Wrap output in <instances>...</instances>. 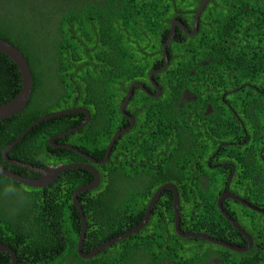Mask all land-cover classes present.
Returning a JSON list of instances; mask_svg holds the SVG:
<instances>
[{"label": "trees", "instance_id": "trees-1", "mask_svg": "<svg viewBox=\"0 0 264 264\" xmlns=\"http://www.w3.org/2000/svg\"><path fill=\"white\" fill-rule=\"evenodd\" d=\"M202 1L0 0V38L20 49L34 76L24 113L0 122V167L6 145L51 113L89 110L92 122L79 132L83 140L78 143L103 150L95 158L98 162L113 136L131 126L115 142L109 161L94 165L102 176L98 188L80 195L88 218L86 245H93L97 232L126 223L121 212L143 216L155 192L168 184L152 182L150 175L181 176L170 180L181 193L180 212L190 220V228L237 232L217 206L232 178L239 184L233 182L231 191L245 190L247 200L264 203V0H210L196 34L177 28L168 48V66L154 77L160 96L152 98L135 87L127 108L135 122L120 111L131 86L140 82L153 87L149 76L165 65L163 48L172 22L181 21L191 32ZM21 88L17 65L0 53V106ZM185 91L190 99L183 97ZM102 117L105 126L93 130L92 123L98 125ZM83 118L84 113L67 114L40 123L26 136L31 142L26 147L33 153L19 159L41 165L37 155L45 153L53 164L77 162L81 156L57 155L61 151L47 140L78 126ZM11 127L21 130L10 140ZM20 170L25 177L37 178ZM138 176L145 177L139 183L128 178ZM201 176L210 181L203 182ZM92 178L87 170H69L50 186L32 188L0 175V241L16 252L18 264H86L77 252L82 222L72 195ZM172 192L165 189L160 196L151 223L174 222ZM89 193L92 204L85 200ZM227 203L225 209L237 222L245 226L247 219V229L264 234V216L238 202ZM110 209L120 215L110 214ZM252 215L260 218L258 225L250 222ZM104 239L98 237L97 242ZM166 239L170 245H162L168 250L164 258L181 261L186 256L190 262L205 260L197 250L209 249L199 244L211 246L201 239L185 240L171 226ZM187 245L191 255L184 252ZM0 256V264H11L9 254Z\"/></svg>", "mask_w": 264, "mask_h": 264}, {"label": "flooded vegetation", "instance_id": "flooded-vegetation-1", "mask_svg": "<svg viewBox=\"0 0 264 264\" xmlns=\"http://www.w3.org/2000/svg\"><path fill=\"white\" fill-rule=\"evenodd\" d=\"M195 23H196V21L194 20V24H193L191 32H194ZM198 26H199V23H198ZM178 27H181L182 30L184 31L182 26L175 25L174 26L175 36L178 33V31H177ZM187 35L192 36L194 34H187ZM155 75H157V74H155ZM155 75H154V77H155ZM150 76H151V74H150ZM150 76H149V82L153 87H149L145 83H140V82H137V83L142 84L145 88L146 87L153 88L156 91L154 84L158 85V82L155 81L154 77H153V82H152L150 79ZM149 88H146V92L144 90H142L141 88H140V90H142L146 94L148 93L147 95L152 97V98H157L160 96L158 94H157L158 95L157 96L156 93L153 94V91L150 90ZM186 96L189 99L192 97V95H191V93H189V91L184 92L183 97L186 98ZM193 99H194V97H193ZM123 103H125V102H121V107H122ZM130 104H131V99L128 103L127 108L130 106ZM127 108H126V112H127ZM85 110H87V109H85ZM120 111H121V109H120ZM23 113H24V111H22L21 113H18L17 115H14L10 118H7L6 120L0 121V122L8 121L9 119H11L15 116H18L20 114H23ZM131 117H133V116H131ZM105 120L106 119L104 117H102L99 120L100 122H98V125H95L96 122H93L92 123V129L94 130L96 127H98L100 125L104 127L105 123H106ZM238 120H240V119H238ZM130 121L131 120H129V122ZM91 122H92L91 113H90L89 117L85 114V118H83V121L81 124L72 128L71 130H68V131H65V132H62L59 134H55V135L53 134L47 140L48 143L55 150L61 151V153H59L57 155H61V156L68 155V156H70L71 155L70 153H72V154H76V155L81 156L77 162H75L73 164H68V163L66 164L64 162H59V164H53L51 162V160H53L52 157H46L45 153H43L41 155L36 154L39 157V161L43 163L41 165H37V164H33V163H26V162H23V160H20L19 158L21 156L26 157V156L30 155V153H33L29 148L26 147V145H28V143H31L30 141L26 142V139H27L26 136L29 133H31V131L34 129V127H33L32 130L28 132V130L33 125L32 124L28 128V130H26L23 134L17 136V138L15 140H13V142L11 144L9 143L6 145V147L4 148V150L1 153V156L4 160L3 161L4 163H2L1 167L4 169H7L9 171H12L16 174H19V175L23 174V172L20 169L28 170V171H31L37 175L36 179H41V178H43L42 173L37 172L34 169H38L39 171H46V170H49L52 168L66 167V166H70V165H80L78 168L71 169V170L81 169V170H87V171L91 172L93 175V178L89 182L88 185L94 183L96 180L99 181L97 186L94 189H92L94 192V190H96L98 188V186L100 185V182L102 180V176H101L99 170H97V168L94 167V165H96V161H97L95 158H100V154H101V152H103V150H97V149L88 150L82 143H78V140H81V141L83 140L82 134H80L79 132L82 131ZM85 123H86V125H84ZM128 127H130V126H128ZM128 127H126V128H128ZM19 130H21V127L9 128L8 129L9 139L11 140L13 137V134L18 133ZM103 130L106 131V129H103ZM121 131H119V132H121ZM45 132L48 133L50 131H45ZM78 133H79V135H78ZM40 134H43V131ZM70 136H73V138H71L69 141H67V138H69ZM114 136H113V138H114ZM38 138H39V136L33 137V139L37 142H38ZM92 139L93 138H88L87 141L92 140ZM17 140L19 141L17 143V145L14 148H12L11 150H9L11 148L10 146ZM19 145H20V148H18L16 150L15 157L14 158L11 157L10 153L12 151H14ZM109 145H108V147H109ZM69 147H71V148H69ZM108 147H107V149H108ZM107 149H106V152L104 154L105 158L102 161H104L106 159ZM112 150H113V148H112ZM112 150H111V152H112ZM62 151H64V152H62ZM110 155H111V153H110ZM109 159H110V157H109ZM102 161H100V162H102ZM100 162H98V163H100ZM218 162L221 165V162L220 161H218ZM99 165H103V164H99ZM26 166L33 167L34 169L28 168ZM209 166H211V165H209ZM87 167L88 168H94L96 170L97 174H99V179H98V176H96V174L92 170L88 169ZM178 169H179V167H178ZM168 170H169V172H172L171 168H169ZM63 173H65V172H63ZM23 175H27V174H23ZM23 175H21V176H23ZM23 177H25V176H23ZM28 177H25V178H28ZM143 177H145V176H142V177L138 176V177H135L133 179L130 177H128V178L130 179L131 182L139 183V182H141ZM58 178L56 179V181L58 180ZM148 178L152 182H155L157 180L168 182V184L165 186H162V188L168 186L165 189H171L173 191L171 193V195H172L171 197H172V204H173V209H174V222L170 225L167 222H163V223L158 224V225H157V223H151L150 222V220L153 216L155 205L158 202L160 196L165 191V189H164L162 191L161 195L159 196V198L157 199V201L155 202V204H154V206L151 209L149 214H148L147 210H148L149 205L152 202V200L155 197L157 192H155V194L152 196V198L149 202L148 208H147V210H145L143 216L137 217L138 215L136 216V215H132L130 213H124L123 214V212H121L122 213L121 216L123 218L125 217L127 219L126 223H122V224L118 223L121 226L118 229L111 227V228L103 229L100 232H97V234H96L97 239H98V237H100V238L104 237L105 238L103 240L104 242L98 243L97 239H95L93 241V245H86L85 240H86L87 229H88V218L85 214L84 208L82 207L83 214L85 217L84 219H86V231H85L84 240L82 242L80 241L81 239L79 238V242H78V246H77V252H78V255L80 256V258L82 260L86 261V264H103L104 262H106L105 264H261L260 262H264V234H262V235L256 234L255 232H253V228L247 229L246 227L249 226L247 219H246L245 226L241 225L239 222L236 221V219L233 218L232 214L228 210H226L224 207V205L227 203V200H231V201L238 202L242 206H245L246 208L264 216V203H258L257 201L247 200V198L244 197L245 190H242L243 186L238 187V185H237V189L242 190V191H237V192H234L233 190L231 191L233 182H236L239 184V182L234 180V178L230 179V183L227 185L226 192L221 193L220 197L217 200V206H218V209L220 210L219 201L223 200L222 201L223 211L229 217L233 218V220L235 221V223L239 226V228L241 230H239V228L234 226V224H232L225 217V215L222 213L221 210H220V212L232 224L233 228L237 232H234V231L225 232L223 227L222 228H220V227L215 228V230H213L212 228H209V229H207V228H204V229L190 228V220H186L185 219L186 214L183 213V215H182L180 212L181 193L176 188V186L172 184V180H170V178H172L174 180L180 179L181 176H174V175L164 176V175H162L159 178L157 176L150 175V176H148ZM28 179H33V178H28ZM183 179H184V177H183ZM200 179L203 182H209L210 181L209 177L206 178L204 176H201ZM56 181H54L50 185L54 184ZM85 186H87V185H85ZM170 186H172L174 189L171 188ZM75 192H76V190L74 191V193L72 195V204H74V206L76 207L75 211H77L81 215L80 219L82 222V227H81V236H82V229L84 226V220H83V216H82L81 212L79 211L78 206L74 202ZM87 192H89V191H87ZM84 193H86V192H84ZM118 194L122 195V192H119ZM176 194L178 195V200H179L178 201L179 217H177L175 214V197H176ZM80 195L78 196V198H79V201L81 202ZM263 196H264V192H263ZM233 197H238L241 200L245 201L247 204L246 205L242 204L240 201H238L237 199H235ZM85 200H86L87 204H92L93 203V193H89L88 196H86ZM226 205L228 207L229 203H227ZM81 206H82V202H81ZM105 208L108 209L109 207H105ZM96 209L98 210L99 208L96 207ZM109 212L112 215H116V216L120 215V213L114 209H110ZM232 212L235 214L234 211H232ZM134 216H136V217H134ZM251 217L253 218V220H250V222L251 223L255 222L258 225V221L260 218H258L255 215H252ZM170 226L173 227L175 232L181 238H184L185 240L201 239V240L205 241V243H208L211 246L214 245V247H211V246H206L204 244H199V242H197V241H190L189 245L197 246L199 244V247H201V248L207 247V249H209L208 251H205V253H203V251L197 250L199 257L205 256V260L199 259L197 261L190 262L189 258L187 256H186L187 260H184V261L175 260L174 256H167V258H164L163 255L168 253V250L162 248V245H168V246L170 245V243L165 242L167 240L166 239L167 238V232L169 231ZM178 229L184 234V236L179 234ZM189 235H192V236H189ZM193 235H195V237H193ZM200 235L214 239L215 241H218L219 244L213 243V242H210L209 240L201 238V237H199ZM221 243L228 244L231 247L239 249V251L230 249L224 245H221ZM0 244L10 248L13 252H15L10 246L2 243L1 241H0ZM94 244H95V246H94ZM106 245H108V246H106ZM189 245L186 246L184 252L186 254L191 255V251L189 250ZM104 246H106V247H104ZM101 247H104V248L101 249ZM221 248H226L230 251L238 253L239 256L231 255L228 252H223V250ZM122 252H124V254H121ZM2 253H7L11 256V264H12L13 263V255L8 251L0 249V255ZM112 255H114V258H112ZM244 257L247 258L246 262L242 261V260H244ZM16 259H17V264H18L17 254H16ZM239 259H240V262H238ZM82 264H85V263L83 262ZM262 264H264V263H262Z\"/></svg>", "mask_w": 264, "mask_h": 264}, {"label": "water", "instance_id": "water-1", "mask_svg": "<svg viewBox=\"0 0 264 264\" xmlns=\"http://www.w3.org/2000/svg\"><path fill=\"white\" fill-rule=\"evenodd\" d=\"M209 2H210V0H203L202 3H201V5L199 6V8L197 10V12H196V18H195L196 23L194 25V32H191L190 33V31L185 26V24L182 23L179 20H174L172 22V25H171V35H170L168 41L166 42V44L164 45V48H163V50H164L163 58L165 59V65L161 69L154 70V71L151 72L150 79H151L152 82H153L154 75L160 73L163 70H165L167 68V66H168V63H169L168 48L171 45V42L174 40V36H175V28H174V26L175 25L182 26L183 29H184V31L187 34H195V33H197V31H198V23H199L200 16L202 15L203 11H205V9L207 8ZM0 53L8 56L17 65V67H18V69H19V71L21 73V76H22V88H21L20 93L15 98H13L12 100L8 101L6 104L0 106V121H3V120H6L7 118H10V117L14 116V115H17L18 113H21L22 111H24L28 107V105H29V103L31 101V98H32V94H33L34 76H33V73H32V70H31V67H30V64H29L28 60L26 59V57L24 56V54L20 51V49H18L13 44H11V43H9V42L1 39V38H0ZM154 85H155V88H156V90L158 92V95H160V93H161L160 87L158 85H156V84H154ZM135 87H139V88H141L142 90H144L146 92V88L142 84H139V83L134 84L133 86L130 87L129 92L127 94V97L123 101L125 103H123V105L121 107V113H122V115L124 117L128 118L129 120H131L132 124L135 122V119L133 117H131L126 112V108L128 106V103H129L132 95H133V92H134V88ZM78 113H84L88 117L90 116L89 111L88 110H85V109H73V110H69V111H62V112L51 113V114L46 115V116H43L40 119H38L37 121H35L33 123V125L31 126V128L28 130V132L31 131L33 127H36L37 125H39L40 123H42L44 121L52 120L54 118H58V117H61L63 115H67V114H78ZM84 125H86V123ZM130 128H131V126L128 127V128H124L121 132H118L114 136V138H112V140L110 142V145H109V147L107 149L106 159L104 161L100 162V163H98L96 161V164H105L106 162H108L109 157H110L111 150H112L115 142L122 135H124L125 133H127L130 130ZM18 140L15 141L10 146L11 148L9 150H11L12 148H14L21 139L19 141ZM69 148H71V147H69ZM79 166L80 165H70V166H66V167L52 168V169H49V170H46V171H39L38 169H34L33 167L26 166L28 168L34 169L37 172L42 173L43 178H41V179H28V178H25V177H23V176H21L19 174L14 173L12 171H9L7 169H4L2 167H0V175L1 176H5V177H7V178H9L11 180H14V181L18 182V183H21V184H23V185H25L27 187L44 188V187L49 186L54 181H56V179L63 172H66V171L71 170V169L78 168ZM88 169L92 170L96 174V176H98V179H99V174H97V172H96V170L94 168H88ZM98 182L99 181L96 180L94 183H92L90 185H87V186H83V187L77 189L76 192H75L74 202L78 206L79 211L81 212V214L83 216V220H84V226H83V229H82V236L80 235L81 236L80 237V239H81L80 241L81 242L84 240V236H85L86 219H84L85 217H84L83 210H82V206H81V202L79 201L78 196L80 194L84 193V192H87V191H90V190L94 189L97 186ZM167 187L168 186L162 188L161 190H159L156 193L155 197L153 198V200L150 203L149 208L147 210L148 211V214L150 213V211L153 208L155 202L157 201V199L161 195L162 191L165 188H167ZM170 187L173 188L172 186H170ZM233 198L237 199L242 204H245V205L247 204L245 201L241 200L238 197H233ZM178 201H179L178 200V195L176 194V197H175V214H176L177 217H179V213H178L179 212L178 211ZM222 201L223 200L219 201V208H220V210L225 215V217L232 224H234V226H236L237 228H239V226L235 223V221L233 220V218L229 217L223 211ZM239 230H241V229L239 228ZM178 232H179L180 235L184 236V234L179 229H178ZM189 236H192V235H189ZM193 237H195V235H193ZM199 237L204 238L206 240H209L210 242L218 243L219 244L218 241H215L214 239H211L209 237H206V236H203V235H200ZM108 245H106V246H108ZM221 245H224V246H226V247H228L230 249L239 251V249H236L234 247H231L228 244L221 243ZM106 246H104V247H106ZM104 247H101V249H103ZM0 249L10 252L13 255V263L12 264H17V259H16V253L15 252H13L10 248H8L6 246H3L1 244H0Z\"/></svg>", "mask_w": 264, "mask_h": 264}]
</instances>
